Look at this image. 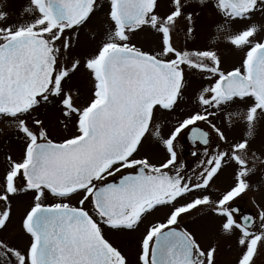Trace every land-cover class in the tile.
<instances>
[{
    "label": "snow or ice",
    "instance_id": "1",
    "mask_svg": "<svg viewBox=\"0 0 264 264\" xmlns=\"http://www.w3.org/2000/svg\"><path fill=\"white\" fill-rule=\"evenodd\" d=\"M5 8L0 3V118L10 121L21 153L3 157L0 230L12 221L14 199L29 200L19 221L27 242L0 238V264H217L218 238L235 246L233 264H256L264 205L252 214L234 203L264 168V152L251 144L264 119V25L249 23L264 16V0H27L15 19ZM205 8L222 18L217 32L242 53L239 66L226 70L212 48L174 43L181 23L185 38L194 36ZM97 13L101 27L89 33ZM136 32L153 37L152 47L133 43ZM77 74L83 86L71 83ZM188 76L206 83L190 109L172 116ZM40 109L54 115L46 122ZM158 114L175 121L167 131ZM218 117L240 135L230 140ZM56 129L66 134L54 136ZM185 132L194 167L176 151ZM153 140L165 153L157 162L141 151ZM226 168L231 183L214 190ZM197 210L214 225L207 244L183 223ZM106 229L122 235L134 260Z\"/></svg>",
    "mask_w": 264,
    "mask_h": 264
},
{
    "label": "rangeland",
    "instance_id": "2",
    "mask_svg": "<svg viewBox=\"0 0 264 264\" xmlns=\"http://www.w3.org/2000/svg\"><path fill=\"white\" fill-rule=\"evenodd\" d=\"M0 3L6 4V8L4 10L9 11L13 14V19L16 18V13L22 8L23 5L27 3V0H0ZM194 4H198L199 0H193ZM200 11V8H197ZM103 18V13H97L92 17V20L89 22V25L86 28V31L91 33L92 31H98L101 27V20ZM222 22V18L218 16L211 9L205 8L200 15L196 23L195 34L191 39H186L184 36L183 24L178 25L177 32L174 33L173 40L174 43L179 47H188V48H212L217 51L218 55L222 61V68L226 70H230L233 66H239L240 57L242 53L231 46L227 40L225 39V34L222 32H217L216 25ZM255 22L258 25H264V16L259 13L253 17V21H249V23ZM233 29L239 27V24H233L231 26ZM264 35V33H261ZM82 43L84 41V32L81 33ZM154 38L151 37L148 33L145 32H136V34L132 37V42L135 43L138 47H143L145 49L152 47ZM86 47H81L78 49L81 53L87 51ZM190 81L189 87L185 92L184 99L177 106V111L172 114V116H178L181 110H188L191 108L190 98L192 93L200 87L202 83H206V81L202 80L200 77H196L193 79L191 76H188ZM75 86H83L82 79L80 74H77V77L73 79L71 82ZM42 114L41 118L46 119V122L49 117L54 115L53 110H47V116L44 115L45 109L39 110ZM264 123V119L260 120ZM258 122V125H261V122ZM175 121L171 117H160L158 114V119L156 123H159L164 131H167L168 128L172 126ZM227 131V130H225ZM66 133L61 130H53L54 136L65 135ZM237 131H230L228 136L230 138L236 137ZM215 138V137H214ZM261 140V141H260ZM260 142L264 145V135L262 138L258 140L256 143H252L253 150L257 153L262 149ZM177 148L176 151L178 153L181 152L182 155H185L184 150H182L180 139L177 140ZM142 152L147 151L150 155V158L153 162H157L162 159L164 156V150L162 145H158V142L153 140L152 143H146L145 148L141 149ZM21 153V144L20 141L16 138L15 133L13 132L10 121L0 118V172L3 171L5 167L4 163V155L11 154L14 158H19ZM179 154V153H178ZM179 157V156H178ZM194 167V166H192ZM222 182H219L220 185L223 186V189L229 185V183L221 179ZM264 183V181H263ZM256 197V198H255ZM258 200L261 205H264V187L261 186L259 190L251 189L248 194H246V198L244 200V204L246 208L254 209L255 205L252 200ZM29 198L27 196H18L13 201V217L12 221L9 223V227L4 230H0V238L9 241L11 244L16 245L17 247L23 248L27 242L26 234L22 233L19 227L20 215L23 211V208L27 205ZM159 217L162 216L161 212H157L154 214ZM151 220L152 217H149ZM183 223L187 224L190 229L194 230L197 234V238L201 241L202 244H207L208 240L213 236L215 229L214 225L211 222V218L206 216L205 213L201 210H197L193 212L189 217H185ZM144 225L140 226V230L142 231ZM105 235L109 238L114 244L121 246L122 251L125 252L126 255L129 256L130 261L135 259V251L133 248H129L126 246L125 239L119 233H113L105 230ZM218 242V252H217V264H233L234 258L236 256V248L231 244L230 241H225L222 238L217 239ZM256 264H264V250H261L260 254L257 256Z\"/></svg>",
    "mask_w": 264,
    "mask_h": 264
},
{
    "label": "flooded vegetation",
    "instance_id": "3",
    "mask_svg": "<svg viewBox=\"0 0 264 264\" xmlns=\"http://www.w3.org/2000/svg\"><path fill=\"white\" fill-rule=\"evenodd\" d=\"M229 110H234V109H229ZM216 122L224 130H227L226 131L227 134H230V131L231 132L237 131L238 134L235 135V136H239L240 135V130L238 128H234V129L229 130V126H228L227 121L224 120L222 117H218V119H217ZM260 122H261V125H258L257 124L256 135L252 139L251 144L258 142V140L260 138H262V136L264 135V123L262 121H260ZM201 126L202 127H206L205 125H201ZM213 138H214V136H213ZM179 139H180V143H181L182 150H184V152H185V155L183 156L182 153L178 151L179 158L181 160H184L188 164L189 167L195 166V162L196 161L190 155V153L193 150V148H192V145L190 144V142L187 139V133L185 132L184 134H182L181 137H179ZM229 139L231 140L232 138L229 137ZM260 144L262 146V149H260V151H257V155H260L262 152H264V145L261 142H260ZM252 149L256 151V149L253 148V146H252ZM221 179L226 180L230 184L231 181H232L231 170L226 168L223 172L220 173L219 176H217V178H216V180L214 181V184H213V189L214 190H223V186L219 184V182H222ZM263 181H264V168H260L258 166L257 172L250 177V184H251L250 189L248 191H246L245 193L241 194V196L236 199V201L234 203V206L235 207H238L241 210L242 213H244V212H248V213H252V214L258 213L259 208L257 207V205H261L258 200H256V199H255V201L252 200V202L255 205V208L253 210L250 209V208H246V205L243 202H244V200L246 198V194H248V192L251 189L259 190V188L261 186L264 187ZM199 211H201V210H199ZM256 259H257V257H256Z\"/></svg>",
    "mask_w": 264,
    "mask_h": 264
}]
</instances>
